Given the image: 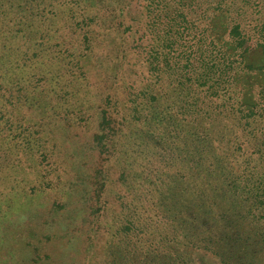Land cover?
<instances>
[{"label":"trees","instance_id":"trees-1","mask_svg":"<svg viewBox=\"0 0 264 264\" xmlns=\"http://www.w3.org/2000/svg\"><path fill=\"white\" fill-rule=\"evenodd\" d=\"M135 2L0 0V137L7 139L0 138V160L5 169L23 162L30 169L54 165L69 175L64 147L69 135L54 125L69 113L75 118L70 128L97 122L88 149L94 147L101 160L91 168L81 162L85 183L94 186L92 202L83 207L81 220L64 223L89 241L90 252L106 232L109 264H264V86L247 105L236 84L238 73L255 69L244 62L255 47L237 22L243 6L235 0L159 1L166 7L167 27L156 34L158 48L145 46L150 79L136 86L135 80L125 82L139 49L125 43L135 41ZM216 12L226 14L231 51L210 33ZM99 20L102 29L95 27ZM188 41L196 43L186 47ZM14 42H25L27 50ZM101 46L104 60L91 64ZM92 73L111 77L104 106L96 111L84 91ZM114 87L124 88L119 98ZM23 108L29 115L18 114ZM48 117L59 120L47 123ZM139 132L175 169L158 191L171 230L159 232L157 240L148 223L130 216L115 230L110 225L101 232L98 226L112 210L110 169L104 167L123 164L125 140ZM127 171L124 167L123 174ZM59 185L71 193L70 184ZM33 259L38 264L40 259Z\"/></svg>","mask_w":264,"mask_h":264},{"label":"rangeland","instance_id":"rangeland-1","mask_svg":"<svg viewBox=\"0 0 264 264\" xmlns=\"http://www.w3.org/2000/svg\"><path fill=\"white\" fill-rule=\"evenodd\" d=\"M159 1L174 3V0H134L136 5L131 11V15L136 19L133 38L135 41L125 43L134 46V48L139 47V49L136 50L137 54L134 53L131 56L132 68H127L129 75L126 83L135 80L136 86H141L140 81L145 83L150 79L146 64L150 53H148V49H145V46L151 45L158 48L160 42H155L156 34L167 27L165 25L167 19L163 18L166 7ZM235 2V6H243L239 13L236 11L239 17L237 22L241 25L243 34L255 47L246 53L244 58L245 64L255 69L241 71L237 74L236 80L237 86L243 90V101L247 105H251L264 86V49L262 47L264 46V0H235ZM243 11L244 13H242ZM186 12L189 13L187 9ZM108 15L106 19L109 22ZM193 17L194 14L188 16V20L191 21ZM103 19L105 21V18ZM227 22L225 12H216L211 20L210 33L215 42L224 45L231 51ZM95 27L102 29V21L99 20ZM189 40H191L190 37ZM3 43L0 42V52ZM14 43H19L22 50H27L25 42ZM195 43L188 41L183 44L187 47ZM103 49L105 46L99 47L98 54L91 58V62H93L91 64L104 60ZM259 67L262 68L258 69ZM110 78L105 74L92 73L87 82L88 85L84 88L87 101L94 111L97 110V106H104V99L110 92ZM129 79L131 81H128ZM123 89V87H114L113 91H117L119 95L116 97L121 96ZM18 114L29 115L25 108ZM58 120L59 118L48 117L47 123ZM74 120V116L69 113L67 120L58 122V125L52 124L57 126L56 130H62L69 135L68 141L66 140L64 145L67 150L65 158L72 166L68 168L69 175H66L62 169L53 170L54 165L47 166L42 170V167L30 169L23 162L16 169H5V160H0V264H36L33 257L40 259L38 264H109L106 263V252L111 245L110 235L102 231L110 225L115 230L120 227L123 220L128 218L127 216L135 219L137 223H148L151 234H153L151 238L153 236L156 240L159 239V232L163 234L170 232V224L163 218L159 206L158 191L165 187L161 182L165 179V174L173 172L175 169L166 163L168 158L164 151L151 141L144 140L140 132L133 135L131 139H124L128 150L125 157L126 163L123 160V164L117 162L104 167L106 170L110 169L112 189L109 192V200L112 210L106 214L105 219L100 222L101 224L98 223L102 233L97 239L96 247H93L90 252L88 250L89 241L83 237L75 236L76 233L69 229L71 227L64 225L67 222L81 220L83 207L92 202L94 186L91 183L87 184V181L85 183L84 166L81 165V162H89L91 168L95 166L98 157L94 147L88 149L93 146L92 141L97 130V122L87 129L70 128L69 125ZM76 133L78 135L75 137ZM5 136L6 134L1 135L0 138L7 141ZM10 138L11 136L8 139ZM69 152L79 154V159H75L76 162L73 161ZM89 155L95 156V159H92L93 162L88 159ZM100 160L98 157L97 164ZM123 166L128 169L124 174ZM160 173L164 174L160 176V179H157L156 175ZM59 181H63L64 185L70 184L72 186L71 193H63L60 190V185L58 186ZM146 181L150 183H146ZM32 186L36 188H31ZM125 205L129 206V209ZM61 207L64 208L61 209ZM51 223L53 224L49 225ZM40 227L44 228L40 229ZM28 242L31 244L30 246L27 245ZM49 256L53 259L45 261L44 259H48Z\"/></svg>","mask_w":264,"mask_h":264}]
</instances>
